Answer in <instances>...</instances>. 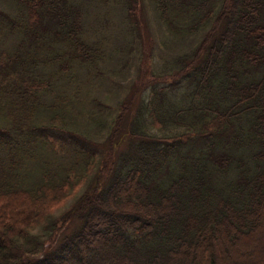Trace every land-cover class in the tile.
<instances>
[{
	"label": "trees",
	"instance_id": "1",
	"mask_svg": "<svg viewBox=\"0 0 264 264\" xmlns=\"http://www.w3.org/2000/svg\"><path fill=\"white\" fill-rule=\"evenodd\" d=\"M152 2L201 37L108 116L137 0H0V264H264V0Z\"/></svg>",
	"mask_w": 264,
	"mask_h": 264
},
{
	"label": "rangeland",
	"instance_id": "2",
	"mask_svg": "<svg viewBox=\"0 0 264 264\" xmlns=\"http://www.w3.org/2000/svg\"><path fill=\"white\" fill-rule=\"evenodd\" d=\"M152 3V0H137L135 13L139 19V31L137 30L136 32H133V35L130 33L126 34L128 41L131 43L130 51L137 48L138 46L140 47L139 43H141L143 48L141 59L140 56H138V58L136 57L137 63H135L134 59V62H129L123 65L113 64L114 67H119L117 69L119 74H117L115 78L112 77V79L114 80V83L116 80H118V85L121 84L122 87L120 89H116L113 86V89L110 82H102V84H98H101L99 87H96V92L91 95L93 98H98L100 109H102V111H104V113L108 116L117 114L118 106L123 98L128 96V87L131 85L133 80L136 81L135 84L139 83L140 87L143 89L145 88L144 86L147 82V79L152 77L151 73H153V71L148 69L150 62H154L155 67L156 64L159 65L157 67H160L163 65V61L161 62V60L164 57L170 56V54L173 52L179 53L187 51L192 46H194L195 42H197L201 37V33L188 36L184 35L181 38L171 35L170 32L167 31L166 26L160 22L156 13V9ZM0 8L5 9L6 5L0 4ZM105 8L109 7L103 6L98 9V11L104 12ZM117 12L118 10L116 8L110 10L109 19L111 21H107L108 28H105L104 30V32H107L106 34L112 35L110 42L113 45L116 41L122 40V35L119 34L121 31V24L117 20ZM101 20L104 22V18H101ZM96 21L97 19L94 20V22ZM163 41L166 42L168 46H164ZM137 65L140 67L137 68ZM137 73L138 75L140 74V76H138ZM83 122L84 121L82 120V123ZM94 137L96 138L97 143L101 142L102 135H96ZM55 139L58 141L52 147H60V150H62L61 152L65 153L64 147L58 146L64 141L58 138ZM73 200V196H70V198H68L60 207L55 209L56 214L63 213V211L68 209L72 205Z\"/></svg>",
	"mask_w": 264,
	"mask_h": 264
}]
</instances>
